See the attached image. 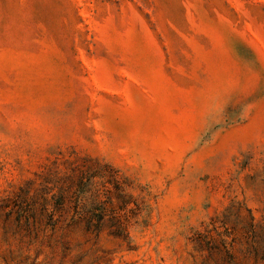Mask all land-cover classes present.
Here are the masks:
<instances>
[{
	"label": "rangeland",
	"instance_id": "1",
	"mask_svg": "<svg viewBox=\"0 0 264 264\" xmlns=\"http://www.w3.org/2000/svg\"><path fill=\"white\" fill-rule=\"evenodd\" d=\"M0 264H264V0H0Z\"/></svg>",
	"mask_w": 264,
	"mask_h": 264
},
{
	"label": "trees",
	"instance_id": "2",
	"mask_svg": "<svg viewBox=\"0 0 264 264\" xmlns=\"http://www.w3.org/2000/svg\"><path fill=\"white\" fill-rule=\"evenodd\" d=\"M83 173H80L78 178L71 181L78 193L73 192L74 195L71 196L70 192L65 188L60 191L61 202L58 204L57 209L67 211L72 206V222H83L88 230H100L104 223L103 218L106 214V207L102 206L99 209L101 216L96 218L94 214L97 209L92 205L96 202L97 197L89 191L90 185ZM119 228L120 230L125 229L124 226Z\"/></svg>",
	"mask_w": 264,
	"mask_h": 264
}]
</instances>
